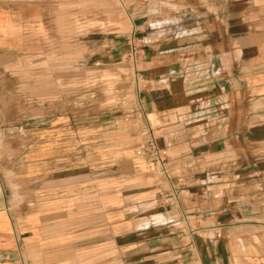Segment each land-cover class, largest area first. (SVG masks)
<instances>
[{
  "label": "crops",
  "instance_id": "1",
  "mask_svg": "<svg viewBox=\"0 0 264 264\" xmlns=\"http://www.w3.org/2000/svg\"><path fill=\"white\" fill-rule=\"evenodd\" d=\"M74 2L0 0V99L37 37L67 34ZM120 2L131 27L114 35L162 70L124 115L172 148L176 188L117 144V110L83 77L7 121L0 104V264H264V0Z\"/></svg>",
  "mask_w": 264,
  "mask_h": 264
},
{
  "label": "rangeland",
  "instance_id": "2",
  "mask_svg": "<svg viewBox=\"0 0 264 264\" xmlns=\"http://www.w3.org/2000/svg\"><path fill=\"white\" fill-rule=\"evenodd\" d=\"M77 7L83 11H79V17L76 18ZM110 9V15L115 16L113 20L107 19ZM60 23L61 21L58 20L56 31L60 32L62 28L64 31L65 27L66 35L37 37L35 50L21 56V67L13 69L15 73L10 71L5 74V92L0 99L1 107L6 113L5 120L10 118L7 112L12 108L25 113L31 107H40L45 102H50L51 98L56 101L55 99L62 92H66L67 88H76L77 77H83L85 86L94 89L93 91L100 96L101 107L117 110L114 134L117 144L124 145L127 142L131 145L129 149L133 158L144 161L145 157L137 155L136 150L145 140L146 127L143 126L140 116L130 117L124 115V112L135 107L136 98L142 95L147 87V80H152L154 84V77L148 79L149 71L161 74L162 70L158 67L149 69L143 62L141 52L126 51L123 42L119 41L120 37L114 35L130 31L131 24L125 18L124 5L120 0H84L83 5L70 3L67 24H64V21L63 24ZM171 70L173 69H170V73ZM12 75L21 81L14 85L15 98L11 89L13 85L8 80ZM32 81L35 82L30 83ZM29 91L36 92L39 99L28 100L25 96ZM19 95L21 99H18ZM153 133L157 140L159 137L157 132ZM15 134L11 131L5 132L4 138L13 139ZM168 153H173L172 148L168 149ZM204 166L202 161L198 168L202 169ZM151 167L153 168L152 165ZM146 169L145 165L137 171ZM153 169L155 173H160L157 168ZM185 170V172L188 171V165L185 166ZM175 174H180L179 168H176ZM134 182L144 181L139 179ZM149 186L153 190L158 188L156 181H151ZM259 234L261 245L264 246V230ZM239 246L242 247L241 244ZM150 262L151 264H176L171 257L160 261L154 259Z\"/></svg>",
  "mask_w": 264,
  "mask_h": 264
},
{
  "label": "built area",
  "instance_id": "3",
  "mask_svg": "<svg viewBox=\"0 0 264 264\" xmlns=\"http://www.w3.org/2000/svg\"><path fill=\"white\" fill-rule=\"evenodd\" d=\"M145 132H146L145 140L137 147L136 154L140 156H144L153 166V168L155 167L158 170H160V173H162L167 179L171 191H173L176 188V186L171 180L172 176L168 169L167 149L158 144L154 136V133L150 127H146ZM175 178H176V182H181L182 180L181 176H176Z\"/></svg>",
  "mask_w": 264,
  "mask_h": 264
}]
</instances>
